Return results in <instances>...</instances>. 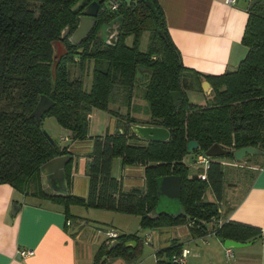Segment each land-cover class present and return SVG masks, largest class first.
I'll return each mask as SVG.
<instances>
[{
  "label": "trees",
  "instance_id": "1",
  "mask_svg": "<svg viewBox=\"0 0 264 264\" xmlns=\"http://www.w3.org/2000/svg\"><path fill=\"white\" fill-rule=\"evenodd\" d=\"M98 1L0 0V184L24 196L50 199L62 207L66 223L77 221L70 206H79L138 216L140 229L188 224L191 236L203 237L206 225L219 217L217 204L207 201L206 192L210 189L221 197L224 165L220 160L234 161L232 153L247 147L264 155V0L248 1L241 40L246 56L234 71L218 76H201L183 66L157 0H149L151 8L145 0H118L115 10L106 0L99 6L91 32L79 44H71L68 37L82 11ZM117 21L116 36L110 42L103 32ZM66 28L70 32L62 39ZM144 33L147 46L141 51ZM57 43L63 53L54 60ZM72 68L79 76H70ZM88 69L87 88L84 73ZM202 82L209 84L210 93L205 105H194L186 90L201 91ZM172 93L181 95L176 106ZM42 96L53 105L38 123L32 113ZM143 104L146 118H137L134 114L140 113ZM93 110L116 117L118 127L115 133L93 140L87 196H48L41 185L40 167L70 153L68 147L47 140L43 121L53 118L69 132L71 141H85ZM136 125L165 128L169 138L147 142L132 131ZM192 140L198 144L193 157L214 144L230 152L212 158L205 181L191 174L184 163ZM114 158L121 159L123 166L142 165L144 188L123 189L110 173ZM71 167L72 158L65 166L67 187ZM171 175L181 178L179 202L186 217L160 213L153 218L157 181ZM214 234L219 240L241 244L262 237L258 229L229 222L216 227ZM105 241L96 250L93 264L117 260L137 264L141 247L137 234L118 235L112 249ZM181 252L179 240L171 239L168 247L155 252L156 264H177L173 258Z\"/></svg>",
  "mask_w": 264,
  "mask_h": 264
},
{
  "label": "crops",
  "instance_id": "2",
  "mask_svg": "<svg viewBox=\"0 0 264 264\" xmlns=\"http://www.w3.org/2000/svg\"><path fill=\"white\" fill-rule=\"evenodd\" d=\"M224 1L157 0L165 16L168 35L180 53L183 66L201 76H218L234 71L247 54V48L241 40L247 23L249 0H236L234 4H226ZM204 83H201V91L207 96L211 88L206 82L208 86L205 90ZM135 101L138 103V100ZM134 116L141 118L139 115ZM117 127L116 117L93 110L89 115V138L85 141H71L69 132L59 126L58 129H52L44 123L45 132L51 138L57 133L59 137L56 144L68 147V156L72 158L71 182L67 187L69 194L81 198L87 196L91 162L89 154L93 148V140L95 137L115 133ZM261 156L262 160L259 162L258 157ZM263 159L264 155H257L250 156L248 160L244 157L240 162L220 160L224 165L221 197H215L210 189L206 192L209 195L207 201L217 204L218 219L206 225L207 234L203 237L191 236L188 224L155 229L154 239L157 245L154 252L168 247L170 240L176 238L181 243L182 250L188 252L185 264H264ZM247 162L252 163L244 166ZM197 172L195 170L196 174ZM110 173L121 181L123 189L144 188L142 165L123 166L121 159L114 158ZM30 197L15 191L8 184H0V264H93L99 246L93 237L85 234L87 228L90 232H95V236H103V242L106 240L103 235L105 231L121 235L114 227H88L90 219L77 210L86 209L84 207L70 206V213L77 221L66 223L60 205L40 197H32L36 202H29ZM212 198L215 200H211ZM15 204L19 208L12 214L11 207ZM86 210L89 212L95 209ZM225 222L258 229L262 237L243 243L241 247L226 248L215 235H209ZM170 232H177L179 236ZM180 236L188 239L181 241ZM128 244L131 245V242ZM227 249H230V255L227 254ZM26 251H32V254L26 257L20 255ZM149 259L154 263L155 259ZM149 259H143L140 264H148ZM114 264H123V261L117 260Z\"/></svg>",
  "mask_w": 264,
  "mask_h": 264
},
{
  "label": "water",
  "instance_id": "3",
  "mask_svg": "<svg viewBox=\"0 0 264 264\" xmlns=\"http://www.w3.org/2000/svg\"><path fill=\"white\" fill-rule=\"evenodd\" d=\"M106 0H99L98 2H93L89 4L81 13L79 17V22L77 25V28L75 31L68 37V40L71 44L76 45L79 44L81 41H83L87 35L91 32V30L94 27V24L96 22V16L99 11L100 4L104 3ZM146 5L151 8V3L149 0H145ZM70 32L69 28H66L62 32V39L68 36ZM205 86H208V84L205 82ZM181 98V95L179 93H172L171 99L173 102V105L176 106L179 103V100ZM53 105V102L49 100L47 97L42 96L33 113L32 116L36 119V121L39 123L41 120L42 115L47 112L51 106ZM132 131L135 133L136 136L140 137L141 139L147 141V142H163L166 141L169 138V132L165 128L160 127H152V126H139L136 125L132 128ZM47 140L54 145V142L52 138L44 131L43 132ZM198 149V144L196 141H189L186 146L187 154H191L193 150ZM230 152L228 150L223 149L221 146L214 144L207 150L205 153L210 158H216V157H223L228 155ZM234 161L240 162L242 159L246 156H252V155H260V151L252 148H242L234 151L232 153ZM71 159L70 156H59L56 158H53L49 160L48 162L44 163L40 167V173H41V185L44 188V191L50 195V196H68L69 191L67 188V183L65 179V166ZM181 192V178L179 176H165L160 178L157 181V194H158V202L156 208L152 211L151 217L156 218L159 216L160 213L171 212V214L174 217L178 216H185L184 208L180 204L179 211L176 212V210H165L160 211L158 209L159 205V199L161 197L167 198L171 201H177L179 200ZM173 205V203L171 204ZM19 206L17 204L13 205L12 207V214L18 210ZM264 241V236L262 237ZM222 243H224L226 248L230 247H241L244 244L236 243L230 240H220ZM118 242H113L110 246V249H112L115 245H117ZM129 245V244H127ZM132 246H135L134 242H131Z\"/></svg>",
  "mask_w": 264,
  "mask_h": 264
},
{
  "label": "rangeland",
  "instance_id": "4",
  "mask_svg": "<svg viewBox=\"0 0 264 264\" xmlns=\"http://www.w3.org/2000/svg\"><path fill=\"white\" fill-rule=\"evenodd\" d=\"M118 26H119V23L117 21V22H114L109 28L105 29L103 34L108 41H110V42L114 41L115 36H116V30L118 29ZM127 42L130 44L131 39H128ZM146 46H147V34L144 33L141 37V40H140L139 49L141 51H144L146 49ZM62 53H63L62 45L60 43L55 44L54 45V55H53L54 60H56ZM70 76H79L78 71L72 68L70 70ZM84 76H87V77H85V82H86V87L88 88L90 86V76H91L90 69H88V72L84 73ZM205 90H207L206 86H205ZM186 95H187V98H188L190 103H192L194 105H198V106L205 105L206 100H207L202 91L186 90ZM136 115H139L140 117H145V115H146L145 104H143L142 107L140 108V113L136 114ZM44 123L46 124V126L50 125V127L52 129L53 128L58 129V125L53 118L45 119L43 121V127H44ZM58 137H59L58 134L55 133L52 139L56 143H58L57 142ZM191 157H192V155L188 154L187 157L184 159V163L188 167H190L191 174H194L195 170H197V168L193 167ZM258 160H259V162H261L262 156L260 158L258 157ZM251 163L252 162H247L244 164V166L249 165ZM239 170H242V169H239ZM240 172L244 173V171H240ZM225 187H227L226 184H225ZM226 191H227V189H226ZM207 194H206V198L209 197V195H207ZM226 194H227V192H225V195ZM28 197H30V196H28ZM211 200L214 201L215 199L212 198ZM28 201L29 202H36V200L33 199L32 197L28 198ZM172 203H173V205H171ZM12 207H11V209H12ZM179 208H180L179 200L171 201V200L164 198V197H161L159 199L158 209L160 211H165V210L174 211L176 209V212H177V211H179ZM77 210H79L78 212L82 213V215H84V217L90 219V220H88L90 223V226H88V227L96 226V227H101L103 229L114 227L118 231H120L121 235L137 234L138 239L141 241L140 253H139L138 260H137V264H140L143 259L147 260L150 257L155 259L154 248L157 245L156 240L154 239V235L156 234L154 232L155 229H149V228L140 229V226H139L140 220H139L138 216L131 215V214H122V213L110 212V211L96 210V209L90 210L89 212L86 209H82V208H78ZM166 213L171 214L170 211L166 212ZM94 233L95 232H90V229H88V228H87V232H85L86 235H89L91 238L93 237V240L95 241V243L97 242L96 245L100 246L103 243V240H102L103 236L97 237V236H95ZM170 233L171 234L176 233V235L179 236V234H177V232H170ZM148 236L150 237V240L146 242V239ZM186 239H188V237L180 236L181 241H185ZM149 260L150 261H147L148 264H155L156 263V259L154 260V263H152L153 260L152 261H151V259H149ZM114 263L115 262H110L108 264H114ZM123 264H125V263L123 262Z\"/></svg>",
  "mask_w": 264,
  "mask_h": 264
},
{
  "label": "built area",
  "instance_id": "5",
  "mask_svg": "<svg viewBox=\"0 0 264 264\" xmlns=\"http://www.w3.org/2000/svg\"><path fill=\"white\" fill-rule=\"evenodd\" d=\"M236 0H225L226 4H234ZM109 8L111 10H115L118 6V0H108ZM67 139H61V141H66ZM212 158L208 157L205 153H199L192 159L193 167L197 168V177L198 179L205 181L206 173L209 169ZM103 235L106 237V245H111L113 241L116 240L118 234L113 231H105ZM209 235H215L214 231L210 232ZM150 240L148 236L146 242ZM32 254V251L21 252L20 255L23 257L29 256ZM188 252L186 250H182L180 256L174 257L173 261L177 264H185V258ZM227 254L230 255V249H227Z\"/></svg>",
  "mask_w": 264,
  "mask_h": 264
}]
</instances>
